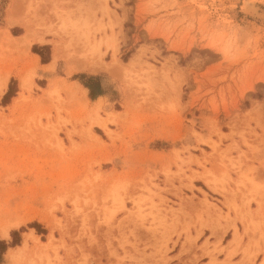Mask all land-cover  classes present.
Masks as SVG:
<instances>
[{"label":"rangeland","instance_id":"1","mask_svg":"<svg viewBox=\"0 0 264 264\" xmlns=\"http://www.w3.org/2000/svg\"><path fill=\"white\" fill-rule=\"evenodd\" d=\"M0 241V264H264V0H0Z\"/></svg>","mask_w":264,"mask_h":264},{"label":"crops","instance_id":"2","mask_svg":"<svg viewBox=\"0 0 264 264\" xmlns=\"http://www.w3.org/2000/svg\"><path fill=\"white\" fill-rule=\"evenodd\" d=\"M10 8V7H9ZM8 8V9H9ZM8 9H7V12H6V18H5V21H6V25H7V27H11V26H15V25H12V24H14V22H11L10 23V25L8 24V22H9V19H11L10 17L8 18ZM11 21H13L12 19H11ZM23 29H24V33L20 36V37H13L12 35H11V33H9L10 31L9 30H6L7 32H8V34L10 35H8V37H9V39L11 40V39H18V41H17V44H19V45H25V41H29L30 43H29V48H30V46L32 45V44H39V43H36L34 40H32L34 37H36V35H34L31 31H30V29H29V27L24 23L23 24ZM31 41H34V42H31ZM44 42H45V38H44V40H43ZM42 44H45V43H42ZM31 56H32V58H33V60H35V61H38L39 63H40V59H39V57L36 55V54H33V53H31ZM40 65L41 66H43L44 67V70H45V68L47 67V66H49V67H47V70H53L54 69V66H55V62L53 61L52 62V64H51V62L49 63V64H41L40 63ZM52 67V68H51Z\"/></svg>","mask_w":264,"mask_h":264},{"label":"bare ground","instance_id":"3","mask_svg":"<svg viewBox=\"0 0 264 264\" xmlns=\"http://www.w3.org/2000/svg\"><path fill=\"white\" fill-rule=\"evenodd\" d=\"M245 7H246V10H248L249 11V13H251L252 15L254 14L255 15V13L258 11V9H257V7H256V5H254L252 2H246V4L244 5ZM257 14V13H256ZM253 15V16H254ZM25 42H27V41H25ZM52 68V67H51ZM20 82H21V86H24L25 85V79H23L22 77H21V79H20ZM7 83V82H6ZM6 83L4 84L5 86H6ZM208 181L207 180H205V183H207ZM208 184V183H207ZM210 184V183H209ZM211 186V188L213 189V187H212V185H210ZM7 227H1V232H2V235H4V236H6L7 235Z\"/></svg>","mask_w":264,"mask_h":264},{"label":"trees","instance_id":"4","mask_svg":"<svg viewBox=\"0 0 264 264\" xmlns=\"http://www.w3.org/2000/svg\"><path fill=\"white\" fill-rule=\"evenodd\" d=\"M43 63H46V61H45L44 59H43ZM83 85H84L86 88H88L89 90L91 89V87H90L89 85L84 84V83H83ZM36 226H38V225H36ZM12 235H13V236H14V235H17V233L14 232ZM14 245H17V242L13 239V241H12V246H14ZM6 249H7V244H6L4 241H0V260H1V255L6 251Z\"/></svg>","mask_w":264,"mask_h":264}]
</instances>
